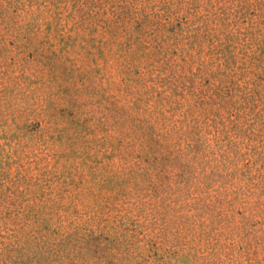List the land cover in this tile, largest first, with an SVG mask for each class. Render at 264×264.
<instances>
[{
	"label": "rangeland",
	"instance_id": "374dc122",
	"mask_svg": "<svg viewBox=\"0 0 264 264\" xmlns=\"http://www.w3.org/2000/svg\"><path fill=\"white\" fill-rule=\"evenodd\" d=\"M0 264H264V0H0Z\"/></svg>",
	"mask_w": 264,
	"mask_h": 264
}]
</instances>
